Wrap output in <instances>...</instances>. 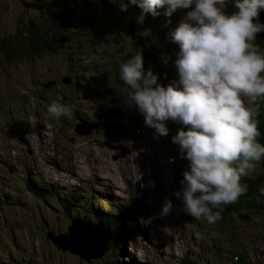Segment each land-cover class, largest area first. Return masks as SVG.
<instances>
[{
	"label": "rangeland",
	"instance_id": "1",
	"mask_svg": "<svg viewBox=\"0 0 264 264\" xmlns=\"http://www.w3.org/2000/svg\"><path fill=\"white\" fill-rule=\"evenodd\" d=\"M227 6L229 0L224 11ZM157 11L161 27L169 34L188 10L177 9L170 17L163 15L164 8ZM75 17V31L76 20L92 22L95 31L78 39L75 48L53 47L55 54L37 57L10 51L13 58L9 60L1 40L16 47L15 40L22 41L32 31H26L31 22L42 31L47 28H42V15L24 8L21 0H0V198L24 206L16 210L6 206L0 212V261L106 264L114 258L110 243L102 253L88 255H96L89 262L57 249L46 235L66 233L72 219L53 199L36 203L33 197L31 201L25 188L30 183L52 188L59 195L77 189L91 196L94 202L72 218L93 226L99 220L88 213L89 208L112 214L132 201L146 209L148 215L136 219L137 229L126 241L125 264H264V208L255 206L250 214L233 213L209 224L203 217L187 215L174 196L182 187L188 161L171 138L187 129L165 121L168 135L162 143L135 107L127 104L119 62L130 58L134 50L124 13L105 15L88 8ZM168 39L174 52L163 53L161 59L171 66L170 85L179 86L171 64L179 48ZM170 78L165 73L157 83L167 87ZM52 102L69 106L70 115L51 117L47 107ZM82 123L94 126L88 136L75 132ZM108 127L120 131L108 135ZM166 199L171 203L174 199L176 205L162 215Z\"/></svg>",
	"mask_w": 264,
	"mask_h": 264
},
{
	"label": "clouds",
	"instance_id": "2",
	"mask_svg": "<svg viewBox=\"0 0 264 264\" xmlns=\"http://www.w3.org/2000/svg\"><path fill=\"white\" fill-rule=\"evenodd\" d=\"M232 2L235 11L231 14L223 10L225 0L118 3L121 12L132 5L141 9L137 23L143 22L145 13L158 15L160 8L165 17L177 9L188 10L168 34L179 48L174 61L179 86L161 87L151 70L144 71L138 52L119 62V78L126 86L127 104L135 107L155 134L168 135V120L186 127L171 138L188 161L182 187L174 196L187 215L197 220L203 217L209 224L220 218L222 205L247 193L241 178L251 176L264 157L255 119L257 100L264 97V53L253 43L264 32V24L257 19L264 0ZM47 113L59 119L69 116L70 108L52 102ZM258 192L264 196V186ZM171 209L166 199L161 214Z\"/></svg>",
	"mask_w": 264,
	"mask_h": 264
},
{
	"label": "trees",
	"instance_id": "3",
	"mask_svg": "<svg viewBox=\"0 0 264 264\" xmlns=\"http://www.w3.org/2000/svg\"><path fill=\"white\" fill-rule=\"evenodd\" d=\"M21 2L24 8H32L42 15V28H47V31H42L41 27L31 22L26 31L30 29H32V31H29L28 37L24 38L22 41L15 40L16 47L10 46L8 43L9 40H1V49L7 53L6 56L9 60L13 58L11 53H9L10 51L19 53L21 56L37 57L43 55V53L55 54L54 48L60 50L75 48V42L78 41V39L86 35L91 36L95 32L92 30V22L80 23L78 20H76V24L79 26L76 27L77 31H75L73 27V23H75V19H77L75 15L81 10L89 8L105 15L121 12L118 8L119 0H30V2L21 0ZM124 3L127 4L128 0H124ZM234 11L233 2L229 0V6L225 8V12L226 14H231ZM121 13H124L126 16L125 19L129 28V37L134 53L138 52L142 56L144 71L147 72L151 70L157 77V80L162 81L161 78L165 76L164 72L168 69L167 66L169 65L166 64L167 66H165L161 58L163 57V53H170L172 47L168 43V34L165 32V29L163 30V27H161L162 25L157 15L153 16L145 13L143 22L137 23V17L141 15V9L139 7L132 5L128 7L126 12ZM49 31L52 33L48 34ZM147 35H149V37H146ZM253 43L264 53V41L255 39ZM68 60L70 62L73 61L72 58ZM255 119L258 121L257 127L260 132V136L257 140L261 145H264L263 97L260 98V104L258 105V112ZM18 128H21V126ZM256 170H258L256 171V176L253 174L241 178V183L246 184L248 187L247 193L240 196L236 202L230 205H222L224 210L220 214L221 219H226V217L233 213L250 214L253 212L251 210L252 208H264V196H260L258 192V188L264 186V157H262ZM25 188L31 196V201L33 197L36 203H44L47 197L53 199L58 202L64 214L71 219H73L72 217L74 214L86 210L87 206L94 202L91 196L90 198L83 191L77 189L59 195L56 190L52 188L36 187L30 183H28ZM130 203V205L119 207L112 214H108L105 211H95L91 208L88 210V213L99 220V223L103 224L111 234L110 244L112 245V250L110 251L111 256L114 258L106 262V264H125L122 257L126 251V241L137 229L136 219L142 215H148L147 210L142 208L141 205L134 204L132 201H130ZM6 206H9V209L14 207V210H16V206L24 208L23 204L21 205L20 203V205H18L15 200H6L5 202L0 198V212L5 209ZM225 222L226 221H221L219 223L224 224ZM237 256L242 258L240 255ZM5 261H7V259H5ZM0 264L9 263L8 261L7 263L0 261Z\"/></svg>",
	"mask_w": 264,
	"mask_h": 264
},
{
	"label": "water",
	"instance_id": "4",
	"mask_svg": "<svg viewBox=\"0 0 264 264\" xmlns=\"http://www.w3.org/2000/svg\"><path fill=\"white\" fill-rule=\"evenodd\" d=\"M257 19L261 24H264V10H261L258 13ZM253 22L256 21L254 20ZM257 39L264 41V32L258 33ZM68 82L70 83L69 80ZM93 129V125H86L82 123L76 126L75 132H77L80 136H88ZM119 131V128L108 127L107 129L108 134H115ZM152 132L153 134H155L154 129H152ZM159 138L161 142H165V136H159ZM172 204L176 205L174 199H172ZM88 236L90 237V239L88 238ZM46 238L47 240H50L57 249L68 251L71 254L77 256L79 259L89 262L91 258H95L96 256H88L92 254V252L100 250L102 253L104 250H106L111 241V234L109 230L101 223L93 226L88 223H83L78 219H72L70 222V226L67 227L66 233H62L59 235L50 233L46 235ZM83 243L86 244V247L82 245ZM83 250H85L84 253ZM99 257H101V255H99Z\"/></svg>",
	"mask_w": 264,
	"mask_h": 264
},
{
	"label": "bare ground",
	"instance_id": "5",
	"mask_svg": "<svg viewBox=\"0 0 264 264\" xmlns=\"http://www.w3.org/2000/svg\"><path fill=\"white\" fill-rule=\"evenodd\" d=\"M161 72V71H160ZM87 85V84H86ZM95 121V120H94ZM17 131V130H16ZM109 135V134H108ZM71 144V143H70ZM184 264V263H183ZM215 264V263H214Z\"/></svg>",
	"mask_w": 264,
	"mask_h": 264
}]
</instances>
